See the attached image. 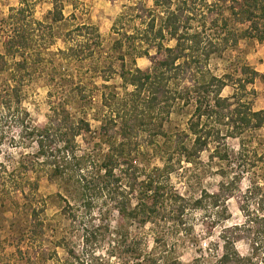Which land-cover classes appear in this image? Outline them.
I'll list each match as a JSON object with an SVG mask.
<instances>
[{"label": "rangeland", "instance_id": "obj_1", "mask_svg": "<svg viewBox=\"0 0 264 264\" xmlns=\"http://www.w3.org/2000/svg\"><path fill=\"white\" fill-rule=\"evenodd\" d=\"M24 1L28 12L22 20L20 35L28 39L29 46L23 54H17L13 61L27 59L28 76L21 82V104H11L10 111H3L1 89L6 87L9 76L6 71L0 72V162L11 170L21 159L31 160L35 153L34 147L27 142L17 145L15 137L19 128L10 121L16 107L26 111L34 125H40L53 115L54 107L66 106L73 118L85 119L91 126V133L87 134L89 142L78 139L81 149L94 157L98 152L104 155L108 147L100 145L98 133L109 109L102 105V96L110 102L111 94L115 93L117 99H121L125 92L133 90L132 87L127 90L122 87L118 75L122 63L126 69L133 71L152 67L148 58L138 57L137 51H146L153 57L160 48L159 45L163 48L176 46V38L164 28L168 25L167 16L174 13L178 17L176 26L179 34L184 31L189 34L200 33V47L212 50L207 63L202 62L199 69L195 64L188 63L190 66L187 67L180 61L183 68L169 72L171 78L176 79L171 80L175 82V95L184 94L186 87L189 89L195 83L200 71L208 73L225 83L220 97L226 98L227 102L219 112L228 117L220 121L214 117L200 119L202 124L205 121L210 132L213 131L214 137L209 138L207 147L191 156L190 162L178 151L183 146L190 149L193 144L194 136L191 135L189 126L191 121L197 120L194 114L197 97L194 94L189 97L188 103L183 99L171 102L169 113L161 114V135L152 136L140 130L129 138L122 139L117 136L120 124L109 131V135L116 137V147L127 145L125 150L130 154L127 160L131 161L133 167H139L147 174L153 169L161 170L168 165L169 173L160 174L159 180L190 203L179 219V224L169 220L168 212L162 209L144 226L128 221L123 229L131 235L137 234L147 252L154 250L156 238L165 241L168 249L175 245L176 256L181 263L188 264L196 256L195 251L199 245L206 247L209 242L218 239L223 225L242 223L244 217L240 207L247 202V189L254 185L264 189V127L247 129L242 132L241 138L228 137L232 131L230 110L238 105H246L243 107H250L252 111L264 109V42L242 36L248 23L235 20L231 12L233 0H160L163 4L159 6L155 5L154 0ZM20 2L21 0H0V55L4 54V40L9 34L8 16L21 7ZM54 3L62 7L64 17L57 24L52 23L48 15L54 9ZM38 22L50 24L52 28L39 27ZM82 25L96 28L99 38L86 29L76 30L77 26ZM161 28H164L162 36L158 34ZM97 41L101 42L100 47L97 46ZM184 42L185 45H191L189 41ZM70 47L74 49L73 52L68 51ZM62 51L68 52V56ZM39 55L41 62L38 60ZM5 60L11 62L9 58ZM187 62L189 61L186 60ZM254 72L257 76H253ZM176 73L178 75L175 77ZM252 78L253 81L249 82ZM201 97L208 101L212 96ZM7 99L8 96H4V100ZM125 100L127 111L132 106V100L128 96ZM137 104L139 109L144 107L143 102L138 101ZM207 105L213 107L212 102ZM148 127L153 129L152 125ZM216 131H219L218 139ZM215 149L221 155H227L226 160L213 158ZM121 169L128 174L131 171L128 170V165H123L117 169L116 174L121 173ZM22 175L32 181L35 179L31 170ZM234 179L237 181V188L230 196L224 193L222 199L229 219L207 233L206 223L210 225L217 220L216 212L220 208L198 209L191 202L205 192L218 191L222 184ZM37 182V190L25 188L26 193L30 192L27 194L30 195L29 199L21 190L10 189V186L8 194H0V264H73L65 247L72 248L81 255L84 251L82 229L84 223H88L91 218L95 223L101 219V224L109 227V230L100 232L102 236H98L94 242V252L100 258L110 261V264H120L118 255L114 253L110 257L113 246L111 243L115 237L111 236L110 231L117 230L119 216L115 206L122 195L128 196L124 199L127 207H132L135 203L126 178L119 186L111 181L114 186L108 187L109 191H105L102 196L98 190L89 191L92 214H88L84 221H72L68 218L69 210L64 214L61 197L68 198L73 205L75 201L69 199L56 181L42 175ZM92 183L101 186L105 182L95 179ZM128 199L131 200L130 206ZM28 204L39 210L38 219L43 222L41 228L32 224ZM253 207L251 206L252 209ZM237 246L242 253H246L244 243Z\"/></svg>", "mask_w": 264, "mask_h": 264}, {"label": "trees", "instance_id": "obj_2", "mask_svg": "<svg viewBox=\"0 0 264 264\" xmlns=\"http://www.w3.org/2000/svg\"><path fill=\"white\" fill-rule=\"evenodd\" d=\"M233 2L234 6L231 8V12L236 18L235 20L248 23L242 36L264 42V0H233ZM154 3L156 6L163 4L160 0H154ZM20 4L21 7L12 11L13 13L8 16L7 28L9 34L4 40V54L0 55V72L6 71L9 76L6 87L3 86L1 89L3 94L1 108L3 111L4 109L10 111L11 104L15 103L18 106L21 104V82H23L25 76H28V73H26L27 59L13 61L17 54H23V51L29 46L28 39L20 35L23 26L21 24L22 20L28 12L27 3L21 0ZM48 15L51 17L52 23L57 24L64 20L62 7L57 3H54V9L49 11ZM167 19L168 25L164 28L168 30L171 36L176 38V46L174 48H163L159 45L160 48L157 49L153 57L149 56L146 51H137L138 57L148 58L152 67L133 71L126 69L122 63L118 73L122 87L125 90L132 87L133 90L125 92L121 99H117V94H111L110 102L104 95L102 96V105L109 109V114L105 116L98 133L100 145L108 147V151L104 155L98 152L94 157L91 153L81 149L78 139L82 142H89L87 134L91 133V126L85 119L73 118L71 113L67 111L66 106L54 107L52 109L53 115L48 117L47 122L40 125H34L29 120L26 111L16 107L12 112L13 114H11L10 121L15 125L17 124L19 128V133L15 137L17 145H24L27 142L34 147L35 153L32 155L31 160L26 159L25 161L23 158L11 170L0 162V194H8V186H10V189L21 190L22 194L29 199L30 195L27 194H30V192L26 193L25 188L37 190V179L45 175L47 179L56 181L65 190L69 199L75 201V205H73L68 198L63 199L61 197L64 202L63 212L66 215L69 210L70 217L68 218L72 221L81 219L84 221L88 214H92L91 202L88 198L89 191L98 190L99 195L102 196L105 191H109L108 187L111 186L112 188L114 183L119 186L121 181L126 178L129 192L135 203L132 207H127L124 199H127L128 196L123 197L122 195V199L115 206L119 216L117 230L110 231L111 236H115L112 243L110 242L113 244L110 257L114 253L118 255L120 264H183L176 256L175 245L168 249L165 241L156 238L154 239V250L147 252L142 240L137 238L138 235L129 234L128 231L123 229V226L128 221L137 222L139 225L144 226L153 215H157L162 209L168 212L169 220L176 221L179 224V219L190 203L189 201L185 202L183 196L159 180L160 174L168 171V165L161 170L153 169L147 174L143 169L133 167L130 160L128 164L127 157H130V154L126 153L125 147L127 145L121 144L116 147V137L109 135V131L114 129L113 127L116 128V124H120L117 128V136L122 139H127L140 130H144L152 136L161 135V114L169 113L168 109L172 108L171 102L183 99L185 103H188L189 97L194 94L197 97L194 111L197 120L191 121L189 126V131L194 136L193 144L190 149L183 146L178 151L190 162L191 156L198 154L199 151L207 147L209 138L214 137L213 131L210 132L205 121L202 124L200 119L202 117L206 119L214 117L215 120L220 121L228 117L219 112V109H223L227 102L226 98L222 99L220 97L225 83L208 73L204 74L200 71L198 77L195 75L196 81L190 86V90L186 87L184 94L178 93L177 96L175 95L176 88L173 87L175 82L171 80L175 81L176 79H172L169 72L183 68L182 63H179L180 61L184 62L187 67L190 66L188 63L195 64L199 69L202 62L207 63L212 50L200 47V33L189 34L188 31H184L179 34V28L176 26L178 17L174 13H170ZM37 24L39 27L52 28L50 24L46 25L43 22ZM164 28L159 29L158 34L160 36H162ZM83 29L89 31L90 34L95 33V37L99 38L97 29L94 27L85 25L76 27V30L81 31ZM184 41L191 42V45H185ZM117 44L121 47L120 43ZM97 46L100 47L101 42L97 41ZM68 51L73 52L74 49L70 47ZM62 53L67 55L68 52L62 51ZM40 56L38 60L41 62ZM5 58H9L11 62L5 60ZM186 60L189 62L186 63ZM252 74L257 76L256 72ZM177 75L178 73L174 76ZM252 81L253 78L249 82ZM4 96H8V99L4 100ZM127 96L131 97L132 106L125 111ZM201 96L212 97L206 101ZM138 101L143 102L144 107L142 109H139ZM208 102H212L213 107L210 108V105H207ZM237 102L239 104V100ZM230 106L229 104L228 107ZM243 106L246 105H238L230 110L229 120L232 122V131L227 135L228 137L241 138L242 132L244 133L247 129L256 130L264 127V109L252 111L250 107ZM151 125L153 129L148 127ZM215 134L218 139L219 131H216ZM1 140L2 133L0 132V146ZM212 154V157L218 160H226L227 158V155H221L217 149ZM121 158L122 160H120ZM123 165H128V170H131L128 174L126 170L121 169L120 172L124 177L121 173L116 174L117 169ZM27 170H31L35 175L34 181L22 175ZM153 173L156 175H153ZM157 175L159 176L157 177ZM141 176L144 177L140 179ZM95 179L97 181L102 180L105 183L97 186L92 183L95 182ZM236 183L235 179L229 183H224L218 191L205 192L191 202L192 206L198 209L210 207L218 210L220 208V211L216 212L217 220L210 225L206 223L205 230L207 233L212 232L216 225L229 219L222 199L225 194L230 196L232 191L237 188ZM247 190V202L240 207L244 221L223 225L220 228L218 239L209 242L208 245L205 244L206 247L199 245L195 251L196 256L188 264H264V189L259 185H254ZM127 201L130 206L131 200L128 199ZM251 206H254L253 209ZM28 207L32 224L34 227L39 226L41 228L43 222L38 219L39 210L33 207L32 204H28ZM94 221L91 218L88 223H84L82 229L84 251L81 255H78L74 249L65 247L67 255L73 260V264H110V261L100 258L94 252L93 247L97 237L102 236L100 232L109 230V227L106 228L104 223L101 224V219H98L97 223ZM196 241L198 243V240ZM239 243H244L247 247L246 253H242L238 249L237 245Z\"/></svg>", "mask_w": 264, "mask_h": 264}]
</instances>
